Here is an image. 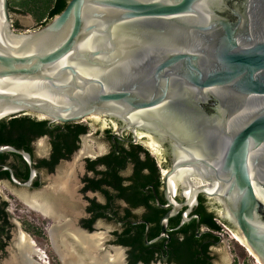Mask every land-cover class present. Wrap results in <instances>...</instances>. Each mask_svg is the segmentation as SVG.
<instances>
[{"label":"water","instance_id":"1","mask_svg":"<svg viewBox=\"0 0 264 264\" xmlns=\"http://www.w3.org/2000/svg\"><path fill=\"white\" fill-rule=\"evenodd\" d=\"M0 9V81L43 83L62 97L0 93V105L12 109L0 121L109 117L168 143L166 187L188 197L170 202L153 242L169 238V220L203 195L264 264V0H71L31 31L14 27L9 0ZM5 153L29 157L10 146ZM95 251L112 263L104 242Z\"/></svg>","mask_w":264,"mask_h":264},{"label":"flooded vegetation","instance_id":"2","mask_svg":"<svg viewBox=\"0 0 264 264\" xmlns=\"http://www.w3.org/2000/svg\"><path fill=\"white\" fill-rule=\"evenodd\" d=\"M10 13L14 27L19 29L20 23L14 20L19 14ZM69 126H83L86 131L78 134ZM48 128V134L28 136L21 146H10L29 157L0 154V264L9 257L11 247L21 248L22 233L36 243L49 242L56 254L54 258L62 264L52 237L65 224L71 225L75 232L94 234L104 229L100 234L105 247L122 248L125 264L133 263L134 247L122 241L138 242L141 251L137 264H144L143 258L152 259L150 264H186L185 258H178L169 246L174 240L184 239L183 234H172V225L176 220L180 221L178 227L195 221L196 237L202 238L208 232L200 226L197 211L203 195L190 211L189 207H183L169 220V238L153 242L162 234V219L172 205L182 204L188 197L180 188L174 193L166 187V174L171 169L168 143H154L146 132L109 117L92 116L79 123L65 124L48 121ZM33 199L55 205L66 220L57 223L32 209L25 200ZM205 208L222 220L220 207L213 199L206 197ZM184 216L190 220L184 223ZM196 216L200 217L198 225ZM157 231V237L150 239ZM220 243L204 239L194 260L227 264L213 250ZM31 257L38 261L36 256Z\"/></svg>","mask_w":264,"mask_h":264},{"label":"trees","instance_id":"3","mask_svg":"<svg viewBox=\"0 0 264 264\" xmlns=\"http://www.w3.org/2000/svg\"><path fill=\"white\" fill-rule=\"evenodd\" d=\"M71 0H10L9 8L10 12L19 15H30L35 23L37 24V29L47 25L56 16L60 15L67 7ZM68 128L75 130L76 133L81 134L86 131L83 126H76ZM48 121L47 120H37L29 116H19L15 118H6L0 121V148L3 146H21L24 144L28 136H43L48 134ZM4 156V155H1ZM206 197L201 196L200 205L198 208V213L201 216L200 226L208 229V232L202 238H197L195 234V221L193 224H187L182 227H178L179 220L173 223L172 234L184 235V239L174 240L170 244L175 251L178 258H185L186 264H199L201 262L195 261V257L200 253L198 246L201 245L204 239H212L215 243L220 242L221 238L215 234L219 232L221 227L217 224V220H221L218 216L213 213L207 212L205 208ZM222 221V220H221ZM227 225L224 221H222ZM228 226V225H227ZM158 231L155 232L150 239L157 237ZM176 239V238H175ZM123 244H129L134 247L131 257L132 264H137L140 260L141 248L138 242H126L122 241ZM207 251V249L205 248ZM204 251V252H206ZM139 254V255H138ZM152 259L143 258L144 264H150ZM59 264V263H57ZM201 264H205L202 262ZM234 264H238L235 262Z\"/></svg>","mask_w":264,"mask_h":264},{"label":"bare ground","instance_id":"4","mask_svg":"<svg viewBox=\"0 0 264 264\" xmlns=\"http://www.w3.org/2000/svg\"><path fill=\"white\" fill-rule=\"evenodd\" d=\"M3 21V16L1 14L0 9V38H2L1 31L3 27ZM0 93H16L26 97L35 96L40 98H49L50 100H55L57 102L62 101L61 96L53 95L45 84L39 82H10L8 80L0 81ZM10 112H12L11 108L3 107L0 105V117H3ZM151 140L154 143H159L156 139L152 137ZM25 201L26 203H28V205L31 206L32 209L37 210L46 217H51L52 219H54V221H57V223H59L61 220L63 221V219L66 218L65 215L62 214V211L60 213L59 209H57L55 205H51L46 201L41 202L36 199H33V201ZM69 227L70 229H67ZM56 231L57 230H52V232ZM233 234L235 239L248 250L249 254L254 257L256 262L258 264H262L259 259L255 256V254L251 251V249L247 245L246 241L241 237V235L237 231H235ZM68 237L73 238L74 241L78 243L77 246L80 247L82 245L85 248L86 254H89V260L91 261V264H105L103 259L98 256L95 251V249L98 248L99 244L103 242V240L101 241L100 234L95 233L89 236H85L83 233L73 231L71 225L69 224H65L63 230L59 233H54V236L52 237V244L55 246L56 251L60 256V259L63 264H86V262L82 259L83 257L76 252L77 247L75 245H70V242L67 239ZM20 245L21 248L17 246L18 250L13 256V261L9 264H33L29 262L31 255L37 257V262H40L42 264H50L46 253L27 234H21ZM122 256L123 255L120 250H118L116 254L113 255V257H110V255L107 254L109 261H112V263L108 264H115L114 262L119 261V259H122Z\"/></svg>","mask_w":264,"mask_h":264},{"label":"rangeland","instance_id":"5","mask_svg":"<svg viewBox=\"0 0 264 264\" xmlns=\"http://www.w3.org/2000/svg\"><path fill=\"white\" fill-rule=\"evenodd\" d=\"M14 20L20 23L18 29L19 31H27V30L31 31L37 29V24L33 19H30L29 15H16ZM90 143L92 144V142ZM23 208L25 209L24 206ZM228 228L232 231L231 233L232 238L231 235L227 233V231L225 232L227 234L223 232L222 233L223 237L220 240L221 241L220 245L218 247L213 248V250L216 251V253H218L219 255H221L226 260L227 264H234L235 262H237L238 264H258L254 259V257L251 254H249L248 250L235 239L233 234L235 232L234 229L230 228L229 226ZM98 232L99 234L100 232L104 233L105 230L102 229L101 231ZM101 237L102 235L100 234V238ZM37 244L47 254L50 264L59 263L58 259L54 258L56 257V254L49 242L40 241L37 242ZM106 252L108 253V255H110V257H113L114 251L111 249V247H106Z\"/></svg>","mask_w":264,"mask_h":264},{"label":"built area","instance_id":"6","mask_svg":"<svg viewBox=\"0 0 264 264\" xmlns=\"http://www.w3.org/2000/svg\"><path fill=\"white\" fill-rule=\"evenodd\" d=\"M217 224L221 227V230L219 232H215V234L217 236H219L221 239L223 237V232L225 233L227 231V233H229L231 235V238H232V231L228 228L227 225H225L221 220H217ZM225 233V234H227Z\"/></svg>","mask_w":264,"mask_h":264},{"label":"crops","instance_id":"7","mask_svg":"<svg viewBox=\"0 0 264 264\" xmlns=\"http://www.w3.org/2000/svg\"><path fill=\"white\" fill-rule=\"evenodd\" d=\"M30 19H33V18H30ZM28 31V30H27Z\"/></svg>","mask_w":264,"mask_h":264}]
</instances>
